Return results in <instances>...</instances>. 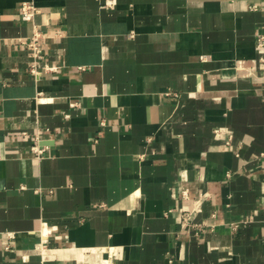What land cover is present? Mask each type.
<instances>
[{
    "label": "crops",
    "instance_id": "0c3cea01",
    "mask_svg": "<svg viewBox=\"0 0 264 264\" xmlns=\"http://www.w3.org/2000/svg\"><path fill=\"white\" fill-rule=\"evenodd\" d=\"M25 1L0 0V264H264V0Z\"/></svg>",
    "mask_w": 264,
    "mask_h": 264
},
{
    "label": "built area",
    "instance_id": "2783aa9c",
    "mask_svg": "<svg viewBox=\"0 0 264 264\" xmlns=\"http://www.w3.org/2000/svg\"><path fill=\"white\" fill-rule=\"evenodd\" d=\"M264 9V3L261 4ZM258 6H254L253 9L257 10ZM40 13L39 7L37 5V0H28L22 3L21 6V17L23 21L32 22L35 20L36 16ZM44 36L42 32L35 27L32 36L29 38H25L21 40L20 47L22 50H28L31 53L32 63L30 65V71L37 77H40L42 73L45 72H53L56 70L55 66H50L49 64L42 65L43 60L45 58L44 49L42 46V40ZM256 47L259 56V60L264 69V26L262 32L257 35L256 38ZM32 150L36 153L37 159L43 158L45 155V151L41 149L39 146H35ZM184 198H188V192L184 191ZM200 202V201H198ZM198 205V204H197ZM199 206V207H198ZM195 206L191 210H185L183 208L179 209L181 225L184 229H192L202 231L204 228V224H200L196 222V216L201 212V205Z\"/></svg>",
    "mask_w": 264,
    "mask_h": 264
}]
</instances>
